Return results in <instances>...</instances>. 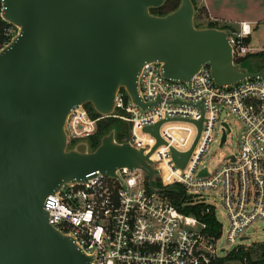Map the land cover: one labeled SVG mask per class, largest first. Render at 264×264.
<instances>
[{"label": "water", "instance_id": "95a60500", "mask_svg": "<svg viewBox=\"0 0 264 264\" xmlns=\"http://www.w3.org/2000/svg\"><path fill=\"white\" fill-rule=\"evenodd\" d=\"M1 2L2 18L19 34L0 52V264H93V256L49 223L47 196L97 173L117 178L125 169L146 174L154 193L174 189L155 186L151 157L165 144L163 122L145 129L158 140L149 154L119 142L116 128L92 151L88 141L70 146L71 110L91 104L98 115L112 116L121 89L147 107L139 97L147 63L162 64L166 78L181 82L207 65L219 86L264 78V68L254 72L235 63L232 30L197 28L192 0H181L165 16L151 10L166 0ZM196 124L198 141L202 120ZM195 145L187 153L172 150L180 168Z\"/></svg>", "mask_w": 264, "mask_h": 264}, {"label": "built area", "instance_id": "2783aa9c", "mask_svg": "<svg viewBox=\"0 0 264 264\" xmlns=\"http://www.w3.org/2000/svg\"><path fill=\"white\" fill-rule=\"evenodd\" d=\"M231 30L229 41L239 63L252 54L245 40L255 27L240 22ZM18 34V27L2 18L0 0V52ZM139 97L147 107L121 89L116 113L109 117L94 118L86 106L72 109L66 123L70 146L91 138L100 121L114 118L129 125L126 142L149 154L158 140L145 129L163 122L159 133L165 144L151 157L159 175L156 181L162 189L181 187L193 204L205 203L215 215L216 202L202 193L217 194L229 220L226 241L235 247L242 245L238 239L249 240L247 231L257 221L264 222V78L219 86L206 65L191 81L181 82L166 78L162 64L153 62L145 64L139 76ZM234 119L240 124L239 153L205 165L210 143H228ZM194 145L185 168H180L172 150L187 153ZM205 169L207 176H201ZM117 175L97 173L86 183L63 186L45 200L49 223L93 256V264H211L221 256L222 229L220 238L210 237L205 223L180 212L165 194L152 192L143 172L125 169Z\"/></svg>", "mask_w": 264, "mask_h": 264}, {"label": "rangeland", "instance_id": "374dc122", "mask_svg": "<svg viewBox=\"0 0 264 264\" xmlns=\"http://www.w3.org/2000/svg\"><path fill=\"white\" fill-rule=\"evenodd\" d=\"M195 4V26L200 29L209 28L211 23H217V28H223L226 25L222 22L213 21L211 19L207 6L212 11L214 16L218 17L223 16L230 18L234 17L236 13L247 14L257 11L256 7L253 8L252 5L246 3L244 0H195ZM251 47L253 51H257L259 49L264 48V23H261L257 29L255 27L254 33L252 35ZM260 52L264 53V49L255 53ZM242 63L251 71L255 72L260 70V64L257 61L246 60ZM230 126L232 131L229 137V141L226 145L220 146L218 141L210 143L209 151L204 158L205 165L209 164L210 166H214L221 160V158L227 157L231 154L239 153L238 137L240 135V124L234 119L230 121ZM128 138L129 135L128 137L126 136L123 139V142H126ZM202 195L205 197H209L210 200L215 201L217 204L216 217L217 220L221 223L223 230L222 239L219 241V249L220 251L224 249L223 252L221 251V256L219 258H225L232 252L237 251L239 247H245L246 250H252V258L257 264H264V256H262L261 249H259V245L264 244V222L257 221L246 233L247 236L250 237V239L243 241L238 239L237 243L242 245L233 247L226 241V234L229 228V220L226 210L222 207L220 198L217 196V194L212 192L202 193ZM227 264L244 263H241L240 261H230L227 262Z\"/></svg>", "mask_w": 264, "mask_h": 264}, {"label": "trees", "instance_id": "16d2710c", "mask_svg": "<svg viewBox=\"0 0 264 264\" xmlns=\"http://www.w3.org/2000/svg\"><path fill=\"white\" fill-rule=\"evenodd\" d=\"M181 0H166V3L163 7L159 9H152L151 13L157 16H165L173 11H175L179 5ZM195 7V0H192ZM217 23H211L209 28H217ZM221 29H232L231 26L225 25V27ZM251 42V37L245 40V44L249 45ZM246 60H254L260 64V70L264 68V53H252L247 55L244 59L239 61L242 63ZM86 108L92 115V117L97 118L98 115L93 106L91 104L86 105ZM116 128L117 134L116 138L119 142H123V139L129 135V125L121 121L119 119L114 118H106L98 123L97 132L89 138L87 141L89 142L90 148L92 151L96 150L101 142V139L109 134V132ZM155 186L157 188H162L160 182L156 181ZM165 196L171 200V202L178 208V210L186 215H192L201 220L203 223L207 225V233L212 238H220L222 225L218 222L215 213L213 212V208H210L205 203H196L193 204L191 202V198L185 195L184 191L181 187L177 186L174 188V191L165 193ZM259 249H261L262 256H264V244L259 245ZM230 261H240L244 264H257L252 258V250L245 249V247H239L237 251L232 252L230 255H227L225 258H217L212 261L211 264H227Z\"/></svg>", "mask_w": 264, "mask_h": 264}, {"label": "crops", "instance_id": "0c3cea01", "mask_svg": "<svg viewBox=\"0 0 264 264\" xmlns=\"http://www.w3.org/2000/svg\"><path fill=\"white\" fill-rule=\"evenodd\" d=\"M244 1L246 3L252 5L253 8L256 7L257 11L253 12V13H247V14L246 13L245 14L244 13H236L234 15V17H230V18L229 17H223V16L218 17V16H214V14L209 9V7L207 5L206 6L208 8V12L210 14V17L213 21L222 22L223 24H226L228 26L230 25L234 28H238L240 22H248L252 25V27H256V29H257L261 23H264V9H263L264 0H244ZM251 44H252V37H251V42L249 44V47L252 49ZM263 49L264 48L259 49L257 51H253V49H252V53L259 52Z\"/></svg>", "mask_w": 264, "mask_h": 264}]
</instances>
